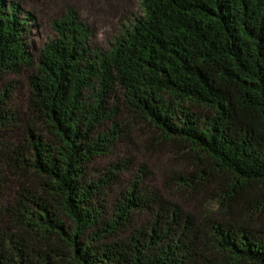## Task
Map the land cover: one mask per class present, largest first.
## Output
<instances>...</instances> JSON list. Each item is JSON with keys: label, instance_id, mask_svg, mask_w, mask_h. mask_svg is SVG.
<instances>
[{"label": "trees", "instance_id": "trees-1", "mask_svg": "<svg viewBox=\"0 0 264 264\" xmlns=\"http://www.w3.org/2000/svg\"><path fill=\"white\" fill-rule=\"evenodd\" d=\"M141 11L102 50L67 7L35 50V15L0 0V83L27 75L30 92L26 112L12 82L0 94V165L29 185L0 199V264H264V0ZM123 112L194 158L180 179L213 185L221 217L163 199L145 166L124 186L132 154L91 173L129 138Z\"/></svg>", "mask_w": 264, "mask_h": 264}, {"label": "rangeland", "instance_id": "rangeland-1", "mask_svg": "<svg viewBox=\"0 0 264 264\" xmlns=\"http://www.w3.org/2000/svg\"><path fill=\"white\" fill-rule=\"evenodd\" d=\"M6 1L19 3L25 11L35 15V27L31 35L35 50L54 37L51 21L59 17L67 7H72L78 12L80 19L92 31V43L102 50L108 48L118 36L128 17L142 13L141 0H44L33 4L21 0ZM9 82L16 88L12 99L23 112H26L30 96L27 75L7 76L0 83V94L3 85ZM122 119L127 126L129 138L118 143L113 155L100 158L90 165V171L94 176H102L112 161L129 153L135 156V166L130 174H123L124 186L134 177L140 176L142 167L145 166L149 173L147 184L150 190L157 192L163 199L178 204L185 212L201 221L207 217H221L219 205L213 195L215 193L213 185L193 186L181 181L180 178L188 177L197 168L194 158L186 150L180 149L172 142H163L144 123L127 112H123ZM12 137V142L18 143L22 133H12ZM0 170L1 175L6 178L2 183L1 203L12 204L18 191L29 185L17 172L11 173L6 166L0 165ZM147 220V217L139 218L141 223ZM4 227H8V223L0 222V228Z\"/></svg>", "mask_w": 264, "mask_h": 264}]
</instances>
